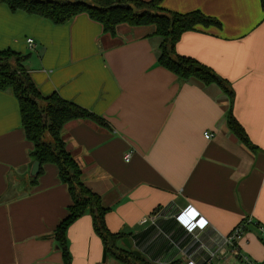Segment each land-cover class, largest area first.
I'll use <instances>...</instances> for the list:
<instances>
[{
  "label": "crops",
  "instance_id": "obj_1",
  "mask_svg": "<svg viewBox=\"0 0 264 264\" xmlns=\"http://www.w3.org/2000/svg\"><path fill=\"white\" fill-rule=\"evenodd\" d=\"M150 1V0H142ZM171 12L199 10L221 28L185 33L176 46L226 80L234 115L258 152L227 126L229 100L217 85L184 83L157 65L153 27L121 25L106 34L87 15L63 25L0 3V53L28 56L32 81L47 97L58 93L106 121L68 123L62 131L84 183L110 209L113 233H125L143 258L133 264H188L194 240L177 220L199 216L207 244L251 220L240 253L264 262V11L260 0H164ZM27 39L36 47L30 48ZM205 133L213 135L205 138ZM33 145L22 127L17 98L0 91V264H65L55 230L71 197L46 165L30 192ZM133 152L129 162L124 156ZM21 180V181H20ZM157 215L156 224L141 221ZM160 223V224H159ZM70 264H123L104 257V245L85 215L67 231ZM119 247L131 253L121 241ZM211 264H239L229 249Z\"/></svg>",
  "mask_w": 264,
  "mask_h": 264
},
{
  "label": "trees",
  "instance_id": "obj_2",
  "mask_svg": "<svg viewBox=\"0 0 264 264\" xmlns=\"http://www.w3.org/2000/svg\"><path fill=\"white\" fill-rule=\"evenodd\" d=\"M164 0H0L12 12H23L46 19L55 25H63L75 17L87 15L100 24L103 31L115 35L121 25L129 27H153V38L158 39L157 65L173 73L179 81L196 82L203 87L217 85L229 100L226 120L230 132L249 150L258 152L245 129L234 115L235 93L230 84L211 68L194 58L179 55L176 46L185 33L211 26L221 28V23L203 12L189 13L168 11ZM264 11V0H260ZM28 56L7 50L0 53V91H10L17 98L22 127L32 143V165L40 163L39 172L29 182L28 193L44 173L46 165L58 168V177L67 186L71 197L67 217L55 230V240L65 264H70L67 244L69 227L85 215H90L93 228L104 245V257L123 264H133L131 253L122 250L119 242L128 238L125 233H113L107 226L110 209L103 205L101 197L93 192L82 179V171L70 154L62 136L63 128L74 121H91L100 126L108 124L89 110L64 100L58 93L43 96L32 81L25 62ZM160 224V223H159Z\"/></svg>",
  "mask_w": 264,
  "mask_h": 264
},
{
  "label": "built area",
  "instance_id": "obj_3",
  "mask_svg": "<svg viewBox=\"0 0 264 264\" xmlns=\"http://www.w3.org/2000/svg\"><path fill=\"white\" fill-rule=\"evenodd\" d=\"M27 44L30 48L36 47L33 39H27ZM212 137L213 135L210 133H205L206 139H211ZM132 155V151L126 153L124 156L125 162H129ZM158 220L159 217L155 215L143 219L141 224H156ZM177 220L186 229L190 237L194 240L201 241V243L197 244L195 249L187 255L188 264H211L216 257L225 256L229 249L232 250V254L237 258L239 264H264V262L254 261L250 257L240 253L239 243L246 233L247 226L252 222L251 220L240 223L228 236L214 235L211 237V242L209 244L205 243L199 236L201 234L200 227L203 223V220L199 216L182 213L177 217ZM260 239L264 243V227H260Z\"/></svg>",
  "mask_w": 264,
  "mask_h": 264
},
{
  "label": "water",
  "instance_id": "obj_4",
  "mask_svg": "<svg viewBox=\"0 0 264 264\" xmlns=\"http://www.w3.org/2000/svg\"><path fill=\"white\" fill-rule=\"evenodd\" d=\"M39 168H40V163L39 162H35L33 164V166H32V169H31V176L32 177H34V176H36L38 174ZM122 242L126 245L127 249L131 252V254L133 256H136V257H139V258H143L142 252L132 249L133 245H132V243H131L129 238L124 239Z\"/></svg>",
  "mask_w": 264,
  "mask_h": 264
},
{
  "label": "rangeland",
  "instance_id": "obj_5",
  "mask_svg": "<svg viewBox=\"0 0 264 264\" xmlns=\"http://www.w3.org/2000/svg\"><path fill=\"white\" fill-rule=\"evenodd\" d=\"M21 181V180H20Z\"/></svg>",
  "mask_w": 264,
  "mask_h": 264
}]
</instances>
